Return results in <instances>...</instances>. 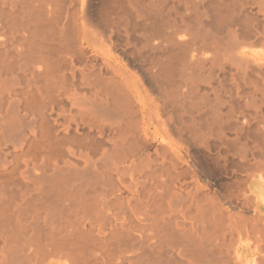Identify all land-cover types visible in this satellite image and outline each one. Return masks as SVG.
<instances>
[{"label": "bare ground", "instance_id": "6f19581e", "mask_svg": "<svg viewBox=\"0 0 264 264\" xmlns=\"http://www.w3.org/2000/svg\"><path fill=\"white\" fill-rule=\"evenodd\" d=\"M0 264H264V0H0Z\"/></svg>", "mask_w": 264, "mask_h": 264}]
</instances>
